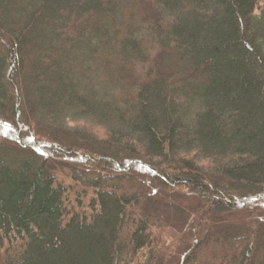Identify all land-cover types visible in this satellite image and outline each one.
I'll list each match as a JSON object with an SVG mask.
<instances>
[{
  "label": "trees",
  "instance_id": "1",
  "mask_svg": "<svg viewBox=\"0 0 264 264\" xmlns=\"http://www.w3.org/2000/svg\"><path fill=\"white\" fill-rule=\"evenodd\" d=\"M0 264H264V0H0Z\"/></svg>",
  "mask_w": 264,
  "mask_h": 264
},
{
  "label": "rangeland",
  "instance_id": "2",
  "mask_svg": "<svg viewBox=\"0 0 264 264\" xmlns=\"http://www.w3.org/2000/svg\"><path fill=\"white\" fill-rule=\"evenodd\" d=\"M160 199H163L164 201H166V202H168V203H180V204H184V201L183 200H179V198H174V197H172L171 195H165V194H161L160 195V197H159ZM188 201L187 200H185V204L187 203ZM238 214H241V213H238ZM233 220H235V221H238V222H244L245 221V219H244V215H239V216H236V218H233Z\"/></svg>",
  "mask_w": 264,
  "mask_h": 264
}]
</instances>
